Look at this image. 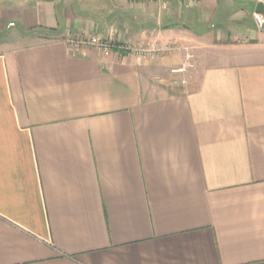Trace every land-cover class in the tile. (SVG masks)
Returning <instances> with one entry per match:
<instances>
[{
	"label": "crops",
	"instance_id": "crops-1",
	"mask_svg": "<svg viewBox=\"0 0 264 264\" xmlns=\"http://www.w3.org/2000/svg\"><path fill=\"white\" fill-rule=\"evenodd\" d=\"M259 2L0 0V264H264Z\"/></svg>",
	"mask_w": 264,
	"mask_h": 264
},
{
	"label": "built area",
	"instance_id": "built-area-1",
	"mask_svg": "<svg viewBox=\"0 0 264 264\" xmlns=\"http://www.w3.org/2000/svg\"><path fill=\"white\" fill-rule=\"evenodd\" d=\"M70 49L73 51H79L81 49H87V48H95L98 51L101 52V54L109 55L114 51L116 48L127 50L130 53L137 54V55H149V54H160L162 52H173V51H180L182 48L179 47L178 44H168L167 46H159L155 45L153 46H145V45H133L130 42L125 43H117L112 42L109 40H105L104 38H101L99 36L93 35L90 38H81V37H68L65 41ZM185 53V61L183 65H180V67H177L173 70L175 74H178L179 76L185 75L187 71H189L192 67H195L194 62V53L192 50H190L189 47L183 49ZM183 77V76H181ZM182 83L186 82V77L182 78Z\"/></svg>",
	"mask_w": 264,
	"mask_h": 264
},
{
	"label": "rangeland",
	"instance_id": "rangeland-1",
	"mask_svg": "<svg viewBox=\"0 0 264 264\" xmlns=\"http://www.w3.org/2000/svg\"><path fill=\"white\" fill-rule=\"evenodd\" d=\"M256 23H257V25L259 26V23H258V21H256ZM76 35H71L70 37H75ZM93 36V35H92ZM91 36V37H92ZM179 47H181L182 49L180 50V51H184L183 49H185V48H187L188 46L187 45H180ZM191 50V49H190ZM194 53V52H193ZM137 55V54H136ZM140 56H145V57H153V56H156V54L154 53V54H149V55H140ZM184 62H186L185 61V53H184V59H183V62H181V64L180 65H183L184 64ZM196 62V57L194 56V62L193 63H195ZM195 66H196V63H195ZM178 67H180V66H178ZM195 69H196V67H192L189 71H187L186 72V74L185 75H181V76H183L182 78H185V77H188V75H193L194 76V72H195ZM180 76V77H181ZM187 80V79H186Z\"/></svg>",
	"mask_w": 264,
	"mask_h": 264
},
{
	"label": "water",
	"instance_id": "water-1",
	"mask_svg": "<svg viewBox=\"0 0 264 264\" xmlns=\"http://www.w3.org/2000/svg\"><path fill=\"white\" fill-rule=\"evenodd\" d=\"M256 21H258L261 28H264V2H259L257 5Z\"/></svg>",
	"mask_w": 264,
	"mask_h": 264
}]
</instances>
